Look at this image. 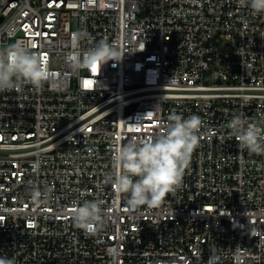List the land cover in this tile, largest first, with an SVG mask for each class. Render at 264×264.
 Returning <instances> with one entry per match:
<instances>
[{"label": "built area", "instance_id": "2783aa9c", "mask_svg": "<svg viewBox=\"0 0 264 264\" xmlns=\"http://www.w3.org/2000/svg\"><path fill=\"white\" fill-rule=\"evenodd\" d=\"M101 40L121 61L78 66ZM17 41L52 78L0 92V257L264 264V155L229 128L240 116L264 136V13L239 0H0V49ZM173 113L202 120L182 186L130 208L106 182L113 152ZM33 186L50 199L34 202ZM94 199L102 223L89 234L72 213Z\"/></svg>", "mask_w": 264, "mask_h": 264}, {"label": "clouds", "instance_id": "9594fccd", "mask_svg": "<svg viewBox=\"0 0 264 264\" xmlns=\"http://www.w3.org/2000/svg\"><path fill=\"white\" fill-rule=\"evenodd\" d=\"M242 6L249 7L254 13H264V0H239ZM78 38L79 34H74ZM120 53L106 40L85 54L84 61L76 63L80 67L94 63L101 65L109 60L121 61ZM52 73L43 62L39 53L30 46L17 41L0 49V92L19 91L23 84L40 88L50 81ZM169 123L160 134L148 139L129 140L115 148L112 161L116 174L109 175L106 182L113 184L122 194H127V205L137 208L143 205L153 206L161 202L169 193H174L182 186L186 169L190 165L192 153L199 146L202 120L193 114L188 118L173 113ZM233 137L241 149L250 153L264 155V136L253 124H247L236 116L229 123ZM53 188L44 191L33 186L30 191L34 202L47 201ZM102 202L85 200L74 209L72 220L76 227L89 234L101 226ZM95 226V228H94ZM0 264H15L14 259L0 257Z\"/></svg>", "mask_w": 264, "mask_h": 264}, {"label": "snow or ice", "instance_id": "6c2138e0", "mask_svg": "<svg viewBox=\"0 0 264 264\" xmlns=\"http://www.w3.org/2000/svg\"><path fill=\"white\" fill-rule=\"evenodd\" d=\"M93 70H95V67L93 68Z\"/></svg>", "mask_w": 264, "mask_h": 264}, {"label": "water", "instance_id": "95a60500", "mask_svg": "<svg viewBox=\"0 0 264 264\" xmlns=\"http://www.w3.org/2000/svg\"><path fill=\"white\" fill-rule=\"evenodd\" d=\"M132 106H130V108H131Z\"/></svg>", "mask_w": 264, "mask_h": 264}]
</instances>
